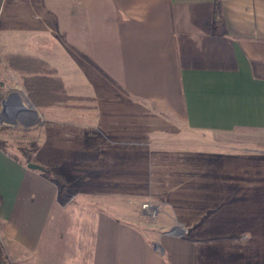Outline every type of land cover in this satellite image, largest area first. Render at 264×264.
Instances as JSON below:
<instances>
[{"label":"crops","instance_id":"crops-1","mask_svg":"<svg viewBox=\"0 0 264 264\" xmlns=\"http://www.w3.org/2000/svg\"><path fill=\"white\" fill-rule=\"evenodd\" d=\"M9 55L42 59L73 97L35 106L51 161L111 149L114 182L195 216L153 237L138 210L62 201L63 185L0 148L7 260L264 264V0H3Z\"/></svg>","mask_w":264,"mask_h":264},{"label":"rangeland","instance_id":"rangeland-1","mask_svg":"<svg viewBox=\"0 0 264 264\" xmlns=\"http://www.w3.org/2000/svg\"><path fill=\"white\" fill-rule=\"evenodd\" d=\"M0 80L3 81V97L0 102V110L5 108L3 100H14L12 94L17 93L18 99L31 106L28 101L27 93L22 85V75L12 69L7 68L6 57L0 63ZM17 99V100H18ZM29 99V98H28ZM35 114L30 113L23 108L14 114L12 110L4 115L0 122V138L6 140L8 144V153L29 169L37 173L44 174L58 187L66 184V192L60 198L62 201L70 200L71 203L79 205L92 206L103 211L114 212L117 207H131L140 213L144 220L146 228L153 237L158 236L164 231H170L178 226V232H184L183 226L189 224L193 219L188 209L190 206H177L181 212L166 213V206L160 202L152 192H146L143 189V181L128 183L127 181L114 182V157L111 149H101L109 157H98L100 149L72 150V156H64L60 150V156L57 160L51 161L48 157L46 148L48 132L47 117L41 115V110L32 108ZM22 112V113H21ZM61 119V118H60ZM77 119V118H76ZM78 119H86V116H80ZM38 122L35 124V121ZM38 125V126H37ZM245 139H250V134H244ZM242 135L234 136L236 140H243ZM42 141L41 151H35ZM114 151V150H113ZM28 157L34 164L40 167H29ZM52 174L62 176V180L54 179ZM150 202L157 207V213L151 215L143 209V203ZM191 210V209H190ZM4 249V248H3ZM6 255V250L4 249ZM9 264H12L7 260Z\"/></svg>","mask_w":264,"mask_h":264},{"label":"trees","instance_id":"trees-1","mask_svg":"<svg viewBox=\"0 0 264 264\" xmlns=\"http://www.w3.org/2000/svg\"><path fill=\"white\" fill-rule=\"evenodd\" d=\"M3 0H0V7ZM218 19H222L220 7H216ZM0 61H2L0 57ZM8 67L21 72L22 85L25 88L30 102L35 106H49L67 102L73 97L66 93L63 82L60 77L56 76L52 70L46 66V62L36 57H26L21 55H9L7 57ZM3 81L0 80V102L3 97ZM0 148L8 152V144L6 140L0 138ZM39 150V146L35 147V151ZM15 157V156H14ZM28 162L31 157H28ZM59 181L62 180L61 175H57ZM66 188V184H63ZM1 233V227H0ZM0 264H9L7 262L4 249L0 246Z\"/></svg>","mask_w":264,"mask_h":264},{"label":"water","instance_id":"water-1","mask_svg":"<svg viewBox=\"0 0 264 264\" xmlns=\"http://www.w3.org/2000/svg\"><path fill=\"white\" fill-rule=\"evenodd\" d=\"M12 96L15 97L16 99H14V100H12V99L11 100H3V103H4L5 108L3 110H0V122L3 121L4 115L5 114H8V112L10 110H12V112L14 114H16L19 111V109H21V106L19 105V104H21V101L18 99V94L17 93H14V94H12ZM27 100L29 101L28 98H27ZM31 106H32V108H35V105L31 104ZM28 166L29 167H33V168L40 167V165L34 164L32 162H29L28 163ZM177 231H178V226L172 228L168 232L171 233V234H176Z\"/></svg>","mask_w":264,"mask_h":264},{"label":"built area","instance_id":"built-area-1","mask_svg":"<svg viewBox=\"0 0 264 264\" xmlns=\"http://www.w3.org/2000/svg\"><path fill=\"white\" fill-rule=\"evenodd\" d=\"M142 206L143 209L151 215H155L157 213V207L150 202H145Z\"/></svg>","mask_w":264,"mask_h":264},{"label":"bare ground","instance_id":"bare-ground-1","mask_svg":"<svg viewBox=\"0 0 264 264\" xmlns=\"http://www.w3.org/2000/svg\"><path fill=\"white\" fill-rule=\"evenodd\" d=\"M21 106V108H23L24 110H27V111H31V112H35L32 108H30V106H28L27 104L25 103H22L19 104ZM22 113V112H21Z\"/></svg>","mask_w":264,"mask_h":264}]
</instances>
